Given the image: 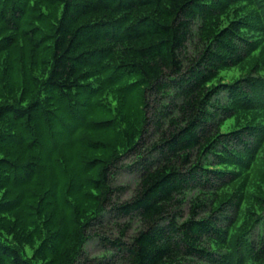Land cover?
<instances>
[{
	"label": "trees",
	"instance_id": "obj_1",
	"mask_svg": "<svg viewBox=\"0 0 264 264\" xmlns=\"http://www.w3.org/2000/svg\"><path fill=\"white\" fill-rule=\"evenodd\" d=\"M0 264H264V0H0Z\"/></svg>",
	"mask_w": 264,
	"mask_h": 264
},
{
	"label": "rangeland",
	"instance_id": "obj_2",
	"mask_svg": "<svg viewBox=\"0 0 264 264\" xmlns=\"http://www.w3.org/2000/svg\"><path fill=\"white\" fill-rule=\"evenodd\" d=\"M122 180L127 181L130 184H132L134 182V180H135V177H134V175L132 173L128 172V173H124L122 175ZM133 186H134V183H133Z\"/></svg>",
	"mask_w": 264,
	"mask_h": 264
}]
</instances>
